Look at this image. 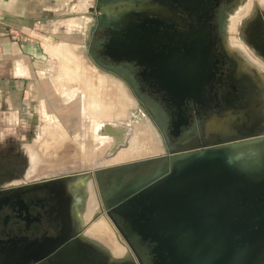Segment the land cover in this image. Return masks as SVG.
I'll return each mask as SVG.
<instances>
[{
  "label": "flooded vegetation",
  "instance_id": "1",
  "mask_svg": "<svg viewBox=\"0 0 264 264\" xmlns=\"http://www.w3.org/2000/svg\"><path fill=\"white\" fill-rule=\"evenodd\" d=\"M73 12L86 17L80 29L84 59L125 84L162 150L104 162L125 126L112 122L110 133V122L87 115L82 99L74 109H64L66 99L56 100L55 107L49 100L52 117L36 116L49 125L46 137L54 121L65 134L63 151L72 153L78 144L81 154L75 155V167L70 161L58 170L37 171L31 157L43 159L44 151L32 145L33 121L20 134H0V237L74 239L88 258L104 264L81 235L92 236L85 226L105 216L125 241L116 227L122 217L107 202L126 183L159 170L151 164L141 171L144 163L214 143L264 138V0H89ZM85 202L87 208L95 205L90 215L80 211ZM127 239L138 256L131 253L134 264H161L153 241Z\"/></svg>",
  "mask_w": 264,
  "mask_h": 264
},
{
  "label": "water",
  "instance_id": "2",
  "mask_svg": "<svg viewBox=\"0 0 264 264\" xmlns=\"http://www.w3.org/2000/svg\"><path fill=\"white\" fill-rule=\"evenodd\" d=\"M241 141L177 151L107 204L154 242L161 264H264V161L230 156L227 147ZM116 227L131 248V234ZM39 262L98 264L74 239L0 237V264Z\"/></svg>",
  "mask_w": 264,
  "mask_h": 264
},
{
  "label": "rangeland",
  "instance_id": "3",
  "mask_svg": "<svg viewBox=\"0 0 264 264\" xmlns=\"http://www.w3.org/2000/svg\"><path fill=\"white\" fill-rule=\"evenodd\" d=\"M82 1L89 2V0H70V2H73V4L76 3L77 5L76 4L75 5L77 7L74 6V8L72 7L71 12L65 13V16H68L70 18H67L65 21H62L61 31L59 32V35L57 34V36H55L54 39H51V41H48V40L43 41V47H44L45 52L43 54V60H41L39 62L41 64L39 65L38 75L37 76L34 75L33 78L29 79L30 90L26 91V97L27 98L25 100L27 102H29V107L22 106V108H20L18 114L17 115L14 114L13 124L11 125L12 129L5 131V133H7L9 131H12L15 133H19V132L22 133L23 128L26 126V124L29 121H31V122L33 121L34 129H33L32 141H31L32 145L34 147H37L39 152L44 151V153H40L44 157L43 159L36 154L32 155V157H31V160H30L31 161V167L37 168V171L43 172L50 167H52L50 169H54V170L61 169V168H63L62 166H65L67 163L69 164L70 161L73 163L75 161V155L78 156L81 154L80 150H79L80 146L78 144L74 145L75 147L79 146L76 148L71 145L73 147L72 153L70 152L71 150L63 151V149L66 150V148L68 146V144L65 143L66 142L65 138H64L65 134L62 133L61 131H60L61 133L58 131L57 127L54 124V121L52 122V125H53L52 129L47 130L49 135H48V137H46V135H45L46 128L49 127V125H47L43 122H39V120L36 119V116H38V115L42 116V114L45 116H49V118L52 117L54 108H52L50 106L49 100L52 101L53 99H54L53 101H56L59 99H61V100L66 99L67 104L64 106V109H71V107H72V109H74L76 107L78 108L77 101L82 99V106H83V109L85 107L86 114L88 115V113H90L94 119H97V121L99 123L101 120H105L111 116L109 119H107L110 123H112V122L115 124L120 123V125L125 126L124 132L122 134H120V137L123 138L122 141H120L115 146L114 149L109 151V157L106 159H111L110 161H112L114 159V157L121 154V152H123V151L126 152V155L128 154L127 156L130 155L128 158L126 156V159H131V158H135L138 156H142V153H139V150L137 148H135L136 146H134V144L137 142L136 140H140L139 138H137V136L138 137L139 136L142 137V136L138 135L139 133L136 134L137 131L134 132V130L136 127L135 125L140 124L143 119H145L146 121H148V119H146L147 117L144 116V114H142V109L135 108L134 99H133L132 95L127 91L125 84L122 83L117 78H115L114 76H112L111 74H108V73L103 74L104 72H102V71L100 72L96 68L94 69V67L92 68V66H90V63H88V62H87L88 66H89L88 71L82 69V72H81V70H79L78 67L76 66V65H78L76 62L72 61L71 59L65 60L67 62H62L63 60H61L54 52L52 53V51H50V48L60 47L61 45L74 47L75 48L74 51H76L77 53L79 51L82 52L81 53L82 63H84V61L86 63V60L84 59V54L82 51L85 36H84V33H82L83 32L82 30L78 33L76 32V30L82 29L84 24L82 26V24L80 23L79 20L81 19V17L78 15V13L73 12L74 9H80L81 8V5L79 3ZM70 27H71V29H72V27H74V29H76V30H71V29L69 31H68V29H66L67 31L64 30V28H70ZM67 59H69V58H67ZM71 62H73V63H71ZM72 67H76V69H73ZM89 71L92 73L96 72V73H100L102 75H106L110 79L112 78L113 81H115V82L117 81L116 84L118 83V85H119V83H120V86L124 87V91H127L128 95L130 96L129 97L130 104H132L131 106L126 107L127 114L125 116L119 117L118 115L113 116V115H111L109 113H105V112L100 113L99 110L100 109L103 110V108L105 106L102 105L103 103H101L99 101V99L96 98V96H98L100 94L103 95L102 92H105V90H103V89H105V85L103 87H100L99 86V84H100L99 80L91 81L89 78L90 75L86 74V73L91 74ZM92 84H95V85H92ZM100 88H102V89H100ZM53 90H56L55 93H52ZM98 90H99V92H98ZM47 91H49V93H51L50 96H52V97H49V93H46ZM76 91L78 93H81L82 96H79L78 98H76V96H78L75 94ZM95 98H96V100H95ZM113 100H115V99H113ZM56 103L57 102H55L54 105H56ZM108 105H109V107H112L113 112L114 111L117 112V110H116L117 104H115V106H114V101H110ZM57 106H59V105H57ZM96 112H98V113H96ZM32 114H35V119L32 116ZM105 114L106 115L108 114L110 116H107L105 118L104 117V116H106ZM116 116H117V118H116ZM103 117H104V119H103ZM32 119H34L35 121ZM147 123H148V125H150L149 121ZM149 127H151V125ZM88 128H89V124H88ZM0 132H2V131L0 130ZM151 132H154V130L152 129ZM151 135L153 136L156 134L154 132V133H151ZM154 137H156V139H157V136H154ZM134 141H136V142H134ZM242 141H244V140H242ZM108 143H111L110 135H109ZM132 144H133V147L131 146ZM88 145L89 144H85L86 149H88L87 148V147H89ZM100 147L101 146L98 147L99 148L98 151H100ZM131 149L134 150L135 152L132 151ZM160 149L162 150L161 146H160ZM45 150H47V151H45ZM130 150H131V152H130ZM161 150H159V151H161ZM64 152L66 154H64ZM143 154L146 155V153H143ZM133 156H135V157H133ZM83 157L86 158L85 160L89 159L88 155H84ZM52 159H54L55 162H53ZM43 160H45L46 163L40 164V162H42ZM163 160L164 159H160V161L159 160L147 161L146 163H144V166L141 169V171L149 168L148 166H150L151 164L152 165L153 164H159ZM72 165H74V163ZM74 167H75V165H74ZM124 176H127V173H125ZM84 181L85 180L83 179V182ZM85 199L87 200L86 197H85ZM86 208H87V204L85 202V205L80 208V211L85 212ZM96 218L98 219L100 217H96ZM97 219H95V221ZM109 222H110V224H112V222L110 220H109ZM89 223H88V225L85 226V229H87V226L90 225ZM113 227L115 228L114 225H113ZM121 238H122V236H121ZM81 239L84 242H86L89 246L94 248V250L97 252V254L102 258V261L104 262V264H109V263L134 264V260L131 256V253H132V255H134V257H136L138 259V256H136V254L134 253L133 245L130 248L129 245L127 244L128 245L127 248L129 250H131L130 254L125 253L121 256H114L108 250H105L104 248H101L100 246H98V242H96L97 240H94L92 236H89L88 234L86 235L83 232V234L81 235Z\"/></svg>",
  "mask_w": 264,
  "mask_h": 264
},
{
  "label": "crops",
  "instance_id": "4",
  "mask_svg": "<svg viewBox=\"0 0 264 264\" xmlns=\"http://www.w3.org/2000/svg\"><path fill=\"white\" fill-rule=\"evenodd\" d=\"M71 3L73 4L70 0H0L1 135L12 129L14 114L17 115L22 106L29 107V102L25 100L26 91L30 90L29 79L38 75L41 64L39 62L43 60L45 52L43 41H51L59 35L62 21L70 18L65 16V13L71 12L72 7H77L76 3ZM86 3L88 2H80V9H83ZM79 21L83 26L86 17L82 16ZM66 29L69 31L71 27L64 28L65 31ZM71 30L76 29L72 27ZM13 31L15 34H12ZM78 32L80 30H77ZM50 95L51 93L49 97H52ZM53 100L51 103L55 107ZM125 249L131 253L127 246ZM105 250L111 252L109 248Z\"/></svg>",
  "mask_w": 264,
  "mask_h": 264
},
{
  "label": "bare ground",
  "instance_id": "5",
  "mask_svg": "<svg viewBox=\"0 0 264 264\" xmlns=\"http://www.w3.org/2000/svg\"><path fill=\"white\" fill-rule=\"evenodd\" d=\"M243 12V11H241ZM244 13V12H243ZM234 19V18H233ZM236 42V41H235ZM242 45V44H241ZM238 47H241L243 49L244 52H246V55H248L249 52H247L248 50L244 48V46H237ZM77 48V47H76ZM230 48V47H229ZM75 48L74 47H69V46H65V45H61L60 47H56V48H50V51H52V53L54 52L61 60H63L62 62H67L65 60H72L74 62H76L78 65H76L78 67L79 70H81L82 72V69L83 70H87L88 71V64H87V61L85 63H82V57H81V53L82 52H76L74 51ZM252 56V55H251ZM69 58V59H67ZM70 62V61H69ZM73 63V62H71ZM90 66H92L90 64ZM71 67V66H70ZM73 69H76V67H72ZM93 68V66H92ZM95 69V68H94ZM93 70V69H92ZM91 70V71H92ZM90 72V71H89ZM101 72V71H100ZM91 74L89 73H86L87 75H90L89 78L91 81H95V80H99V86L100 87H103L105 85V92H102L103 95H98L96 96L97 99H99V101L101 103H103L102 105H104L105 107L102 109H100V113H109L111 115H118L119 117L121 116H125L127 114V111H126V107L128 106H131L132 104H130V99H129V95H128V92L127 91H124V87H121L120 86V83L118 85V83L116 84L115 81H113V79L109 78L108 76L106 75H102L100 73H92L90 72ZM105 74V72L103 73ZM111 77V76H110ZM88 81V80H87ZM90 82V81H89ZM119 82V81H118ZM91 84V83H90ZM96 84V83H95ZM95 84H92V85H95ZM116 84V85H115ZM91 85V86H92ZM119 87H118V86ZM89 86V85H88ZM118 88H117V87ZM98 87V86H97ZM102 89V88H100ZM102 90V91H103ZM97 91V90H96ZM99 92V90H98ZM101 92V91H100ZM127 92V93H126ZM98 94V93H97ZM95 98V100H96ZM115 99V100H113ZM110 101H114V106L115 104H117V112H113L112 111V107H109V102ZM98 102V101H97ZM105 103V104H104ZM102 107V106H101ZM106 115V114H105ZM107 116H110V115H106L104 116L105 118ZM103 117V119H104ZM111 117V116H110ZM109 117V118H110ZM107 118V119H109ZM117 118V116H116ZM147 119V118H146ZM223 120V119H222ZM234 121V120H233ZM140 122V121H139ZM148 121H146L145 119H143L141 121L140 124H137L135 125V131H137L136 134L138 135H141L142 137H138L140 140H136L134 142H136L134 144V146H136L135 148H137L139 150V153H142V156H144L145 154L143 153H146V155H153V154H156L159 152L160 149V146L159 145V141L158 139H156V135H151V133H154V132H151L152 128L149 127L150 125H148L147 123ZM221 122V121H220ZM97 123V122H95ZM239 123V122H238ZM150 124V123H149ZM221 124V123H219ZM225 124V123H224ZM92 126V125H91ZM245 127V126H243ZM226 128V127H225ZM95 129V128H94ZM216 129V128H215ZM92 131V130H91ZM209 133V132H208ZM207 134V133H206ZM210 136V135H209ZM108 143V142H107ZM105 143L103 144V146L100 147V150H103ZM89 147H87L88 149H86V151H88V154L90 156H92V152L91 149L92 147L90 145H88ZM133 147V144L131 145ZM227 151H228V154L236 159H241V160H245L247 162H252V163H261L264 161V138H258V139H253V140H244V141H241V142H238V143H233L231 145H229L227 147ZM132 150V149H131ZM130 150V152H131ZM104 151V150H103ZM127 151V150H126ZM134 151V150H132ZM137 151V150H136ZM135 152V151H134ZM102 153V152H101ZM138 153V154H139ZM65 154V153H64ZM137 154V153H136ZM60 155V154H59ZM128 155V154H127ZM126 152L123 151L121 152V154L117 155L116 157H114V159L112 161H110L111 159H108L107 161H104V162H109V163H113V162H117V161H123V160H128L126 159ZM130 156V155H129ZM127 156V158L129 157ZM56 157V156H55ZM135 157V156H133ZM92 158V157H91ZM53 162H55L54 159H52ZM63 160V159H62ZM92 161V160H91ZM160 161V160H159ZM51 162V161H50ZM59 162V161H58ZM87 162V161H86ZM58 164V163H57ZM155 166V165H154ZM157 166V165H156ZM152 167V166H151ZM95 208V205L92 204V203H89L88 204V208L86 209V212L88 213V215H90L92 213V211L94 210ZM119 209V208H118ZM120 210V209H119ZM88 217V216H87ZM82 221V219H81ZM84 222V221H83ZM121 225L124 227V232L125 234H128L130 235L133 240L137 243H141L143 240L137 235V233H135L133 230H134V227L133 225L128 221V219L124 218L123 219V222L121 223ZM113 225L110 224L109 222V219H107L105 216L104 217H101L99 218V220H96V221H92L90 223V226H87V229H85V232L86 233H90L92 234V237L94 240H97L96 242L100 243L101 245H99L100 247H103L104 249H107L109 248V250L112 252V254L114 255H118V256H121L126 252V249H125V246H128L126 244L125 241H123V239L121 238V235H119V233L116 231L115 228L112 227ZM121 226V227H122ZM94 228V229H93ZM112 228V229H110ZM93 229V231H91ZM102 234H105L106 235H109V237H105L104 235ZM122 241V242H121ZM121 242V243H120ZM97 244V243H96Z\"/></svg>",
  "mask_w": 264,
  "mask_h": 264
},
{
  "label": "built area",
  "instance_id": "6",
  "mask_svg": "<svg viewBox=\"0 0 264 264\" xmlns=\"http://www.w3.org/2000/svg\"><path fill=\"white\" fill-rule=\"evenodd\" d=\"M14 33V31L12 32V34ZM15 34V33H14Z\"/></svg>",
  "mask_w": 264,
  "mask_h": 264
}]
</instances>
